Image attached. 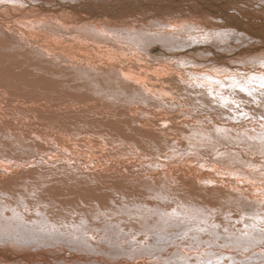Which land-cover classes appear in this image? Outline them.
<instances>
[{
    "label": "bare ground",
    "instance_id": "obj_1",
    "mask_svg": "<svg viewBox=\"0 0 264 264\" xmlns=\"http://www.w3.org/2000/svg\"><path fill=\"white\" fill-rule=\"evenodd\" d=\"M116 25L123 28L114 29ZM8 66L35 76H42L46 66H51L62 73L59 81L70 83L73 73L77 90L89 93L97 88L99 92L80 105L89 106L91 111V121L85 120L86 126L77 117L56 123L45 112L36 113L32 101L27 104L24 99H7L8 106L18 107L15 109L22 116H4L1 111L8 106L2 107L0 127L14 124L9 128L10 136L31 142V147L25 149L24 144H19V154L6 158L7 165H0V191L9 192L24 181L20 175L25 171L19 173L18 169L36 167L32 169L37 171L41 165L35 162L45 164V160L46 167H42L46 171L64 169L69 175L71 170L74 173L69 176L83 177L92 171V166L105 172L115 164L122 169L133 163L140 168L146 164L158 168L161 163L159 172H180L191 177L205 197L217 194L220 199L211 200L215 204L226 197L227 212L216 234L210 231L211 237L220 238L222 247L213 249L212 256H186L177 245H171V249L168 239L172 232H185L191 222L201 219L199 208L186 207L180 214L176 211L182 207H169L174 214H168V209H155L158 197L153 189H113L96 195L86 193L84 188L85 192L78 189L73 194L66 180L68 184L64 186V182H46L47 192L55 202L62 203L71 194L101 210L93 216L102 214L98 221L110 229L103 233L111 238L137 245V238L129 236L128 231H146L144 248L137 256L122 250L118 256H77L75 240H80L83 231L79 227L60 231L32 202L22 208L17 205L19 209L5 206L0 211V264H264V114L245 112V125L255 134L240 139L210 134L205 140L184 144L181 135H175V139L164 142L169 146L164 148L151 139L160 128L158 123L176 126L171 118L178 112V105L171 98H176L174 92L185 85L240 86V81H246L251 84L247 89L264 101V0H0V67ZM35 101L46 106V92ZM160 106H164L165 114L159 111ZM256 108L264 113V106ZM118 117L124 120L123 132L96 124ZM95 127H100L104 136L119 139L121 150L114 151L112 158L97 160L96 149H85L86 138L104 143L93 132ZM128 135L142 143L134 146L127 140ZM42 136H46V153L37 151L41 146L36 143L43 142ZM147 147L150 153L145 151ZM210 156L216 159L211 161ZM186 158H200L205 165L182 163ZM26 173V179H30ZM133 177L127 172L123 178L132 184ZM56 178L60 180V176ZM255 186L262 188L257 191ZM114 200L126 202L128 208L112 210ZM41 201L46 202L43 188ZM129 202H136V207L130 208ZM199 205L208 207L204 202ZM234 213L235 217L228 215ZM117 225H122L120 230L115 228ZM56 236L57 243L52 239ZM227 238L231 243H223ZM212 243L216 245L213 240ZM244 246L249 250L241 254ZM162 247L166 256H153Z\"/></svg>",
    "mask_w": 264,
    "mask_h": 264
},
{
    "label": "rangeland",
    "instance_id": "obj_2",
    "mask_svg": "<svg viewBox=\"0 0 264 264\" xmlns=\"http://www.w3.org/2000/svg\"><path fill=\"white\" fill-rule=\"evenodd\" d=\"M119 27L123 28V25H116L114 29ZM75 49H78V46H76ZM156 54L157 57H163L159 55V53ZM51 78L53 79L51 80ZM72 78L73 80L70 83L59 81V79H63L62 73L51 66H46V73L42 74V76L26 75L22 70H16L9 66L6 68L0 67V111L2 110V107L9 105L6 102L7 99H24L27 101V104H29L30 101L34 102L32 106L36 113L45 112L46 116H49L50 120H54L56 123L61 124L62 121L60 119L77 117L79 120H82V123L86 126L85 120L87 122L88 120L91 121V111L89 106L80 108V105L88 98H94L99 90L96 88L95 90L89 91V93L87 91H79L76 89L77 83L74 80L76 76L73 73ZM239 84L240 86L237 84H226L224 86L210 85L209 87L201 88L185 85L178 92H174L176 98H171V100L177 103L178 112L173 118H171V120L176 126H172L169 122L158 123L157 125L160 128H157L154 132L151 138L152 142L164 148L169 147L168 145H164V142L169 139H175V135H181L180 138L184 139V144H193L200 140H205L210 134L235 139H240L242 136H253L255 130L245 125V121L248 118V116L245 115V112L249 114L258 112L264 114L256 108L257 106H264V101L247 89L248 86H251L249 82L240 81ZM105 89L107 88L105 87ZM173 91L174 89H172V92ZM44 92H46V106H42L35 101L36 98L41 97ZM110 98L117 100L116 96L110 95ZM8 107H10V109ZM8 107L5 108L4 112L3 110L1 111V113H5L4 116H22V114H18L16 111L18 107ZM163 108L164 106L158 107L161 112L163 111ZM162 113L165 114L164 112ZM182 113H184V115ZM137 114L140 117L144 116V114L140 112H137ZM185 120H187V123L183 124V121ZM123 121L122 118L118 117L111 121L99 120L96 121V124H105L110 130L115 129L119 132H123L121 126V122ZM47 122L49 121H46V123ZM74 122L77 123V121ZM56 123H53V131L56 128ZM12 125L14 124H7L5 128L0 127V162H3H1L0 165L8 164L5 160L6 158L13 159L12 157H16L19 154L17 149L22 147L20 146L21 144H24L26 147L25 149L31 147V142L29 143V141L27 142L18 139L17 137H14V135L10 136L11 133L9 128ZM181 127L185 128L184 131ZM137 130L138 132L142 131L139 126L137 127ZM178 131H180V133L176 134ZM93 132L96 135L101 136L104 139V143H101L99 139L86 138L85 149H96L97 160L110 159L113 157L114 151L121 150L117 145L119 139L104 136L100 127H95ZM148 134L149 133L146 135L148 136ZM25 139L30 140L28 138ZM41 140L43 142L36 143L37 146H41V149H37V151L39 150L38 152L40 153H46V136H42ZM127 140L130 143H133L134 146L142 143V141L137 140L133 135H128ZM191 140H195V142L189 143ZM52 141L53 140L50 142ZM26 142L27 146L25 145ZM56 142L57 141H53V143ZM236 148L237 147H235V149ZM237 149L241 151L243 150L239 148ZM145 151L150 153L148 147ZM214 157L210 156L209 158L211 161L213 158L214 161V159H216ZM254 158L255 157H253V159ZM58 159L62 160L63 158L58 157L57 160ZM201 161L200 158H186L182 163L189 164L190 162H195L203 163L205 165V163ZM256 162L258 163V161ZM35 163L38 166L41 165L39 170L36 169L37 171L32 169L36 167H26L27 170H23L24 168L18 169L19 173L25 171V174L23 173L20 175H23L24 181H22L17 188H15V186L14 188L9 189V192L0 191V211H2L5 206L19 209L24 207L25 204L26 206H29L30 204L36 203L39 212L46 215V221L60 231H66L70 227H79L83 231V235L79 241L75 240L77 256H118L117 253L121 250L128 253L130 256H137V252L144 248L143 236L146 234V231L142 229L128 231L129 236L137 238V245H127L124 240L119 241L111 238L103 233L104 231L110 232V229L105 227L101 221H98V219L102 217V214L93 216L101 210L91 208V206L84 203L80 197L74 198L71 194L69 196L70 199H64L62 203L55 202L53 195L47 192L48 187L46 186V182L52 183L54 181L57 185V183L61 184L62 182L65 183L67 181L69 184L66 182V184L62 183L61 185L64 186L68 184L67 188L69 189V192H72L73 194L78 189V192H85L84 188L86 189V193L93 192L96 195L112 192L113 189L124 190L125 192H129L130 189L135 191L145 190L149 192L153 189L158 197L156 204L158 207H155V209L158 208L157 210L166 211L168 209V214H174L171 209H173V207L176 208L177 206L179 208L182 207L181 209L176 208L178 209L176 212L180 214L186 207H196L201 210V219L198 218L191 222V226L185 230V232L182 229H179V233L172 232L170 234L171 236H169L168 239L169 246L173 244L177 245L178 250L186 256H212L213 249L218 245L222 247L220 238L217 237V235L214 238L211 237L210 231L216 234V228L219 226L221 219H224V214L227 212L226 207H224L226 197H221L222 199L215 204L211 200H219L220 197L217 194L205 197L200 188L194 183L193 179L184 176L180 172H176L175 174L159 172L161 163L158 164V168L154 166V164H146L144 168H140L139 165L133 163L132 165L124 166L122 169L115 164L112 165L113 168H110L105 172L95 169L94 166H92V171L85 177H83L84 175L69 176L74 173L73 171L71 172V170L69 175H67V171L64 169L59 170L62 174H59L58 171L54 170L52 172L46 171V169L42 167H46V160L45 164ZM42 168L45 171L43 170L42 172ZM27 171L28 175L31 177L30 179H26ZM125 171H127L132 177L136 176L132 179L135 182L130 184L124 180V173H127ZM134 171L138 173V176L133 173ZM44 172H46V174H43ZM57 175L60 176V180L59 178H56ZM76 179L80 181L78 182ZM113 184H117L118 187L113 188L110 186ZM41 188H43L44 193L46 191L45 203L41 201ZM261 188V186H255L254 190L259 191ZM25 191L28 194H26ZM3 192L6 195H4ZM224 195L225 193H222V196ZM162 201L168 206L162 204ZM202 202L206 203L208 207H199V204ZM129 204L130 208L136 207V202H129ZM125 206L127 207L126 202L124 201L118 203V201L115 202L114 200L113 203H111L112 210H118ZM164 206L166 208H164ZM179 210H181V212H179ZM81 215H86L90 218L84 219L81 218ZM228 215L235 217L236 213ZM112 216L113 213L111 212L110 218ZM262 218V221L264 222V214H262ZM94 225H99L100 228H96ZM121 227L122 225L115 226L117 230H120ZM230 233L232 234V230H230ZM175 237L177 238L175 239ZM52 239L57 243V236ZM201 240L204 242L203 246L201 245ZM212 240L216 245H213ZM225 241L229 242L230 239H224L223 243ZM118 242H120L121 245L117 246L116 244ZM170 248L173 249V246ZM243 249L244 251L241 254H244V252L249 250L247 246H244ZM166 253L165 248L162 247V250H157L153 256H166ZM55 256L60 255L55 253ZM177 256H179V254Z\"/></svg>",
    "mask_w": 264,
    "mask_h": 264
}]
</instances>
